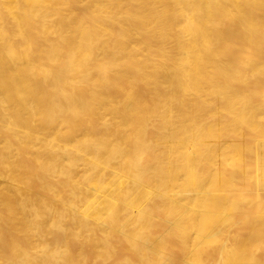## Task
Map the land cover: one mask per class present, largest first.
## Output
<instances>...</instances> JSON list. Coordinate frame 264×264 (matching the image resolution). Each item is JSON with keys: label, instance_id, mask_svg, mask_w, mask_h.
Here are the masks:
<instances>
[{"label": "bare ground", "instance_id": "obj_1", "mask_svg": "<svg viewBox=\"0 0 264 264\" xmlns=\"http://www.w3.org/2000/svg\"><path fill=\"white\" fill-rule=\"evenodd\" d=\"M0 264H264V0H0Z\"/></svg>", "mask_w": 264, "mask_h": 264}]
</instances>
